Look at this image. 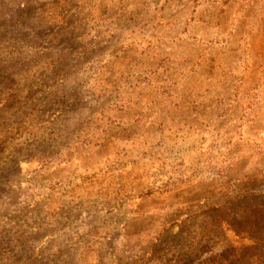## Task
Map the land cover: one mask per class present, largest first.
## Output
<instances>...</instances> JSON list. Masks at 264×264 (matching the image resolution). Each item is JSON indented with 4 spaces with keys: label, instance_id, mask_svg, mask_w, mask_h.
I'll use <instances>...</instances> for the list:
<instances>
[{
    "label": "rangeland",
    "instance_id": "374dc122",
    "mask_svg": "<svg viewBox=\"0 0 264 264\" xmlns=\"http://www.w3.org/2000/svg\"><path fill=\"white\" fill-rule=\"evenodd\" d=\"M0 264H264V0H0Z\"/></svg>",
    "mask_w": 264,
    "mask_h": 264
}]
</instances>
